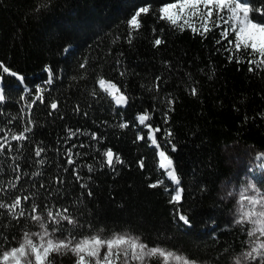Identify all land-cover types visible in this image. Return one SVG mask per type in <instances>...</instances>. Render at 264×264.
Segmentation results:
<instances>
[{
  "label": "trees",
  "instance_id": "16d2710c",
  "mask_svg": "<svg viewBox=\"0 0 264 264\" xmlns=\"http://www.w3.org/2000/svg\"><path fill=\"white\" fill-rule=\"evenodd\" d=\"M175 2L0 0V255L43 225L70 239L127 232L191 260L235 264L251 225L234 220L220 195L230 174L224 147L264 151V66L235 50L227 9L213 12L205 33L161 18ZM240 2L264 23V0ZM145 6L134 31L127 21ZM100 79L127 96L124 107ZM143 114L150 118L141 123ZM109 149L122 163L107 164ZM160 151L173 160L179 185L161 169ZM16 198L21 204L9 209ZM49 212L75 224L55 223Z\"/></svg>",
  "mask_w": 264,
  "mask_h": 264
},
{
  "label": "snow or ice",
  "instance_id": "6c2138e0",
  "mask_svg": "<svg viewBox=\"0 0 264 264\" xmlns=\"http://www.w3.org/2000/svg\"><path fill=\"white\" fill-rule=\"evenodd\" d=\"M227 9L232 13L233 17L239 21L238 29H234L236 34L235 40V50L239 52L241 49L248 50L250 55L257 56L259 59L250 60V65H255L257 68L264 66V23L253 22L250 18L249 13L252 11L250 6L246 3H241L240 0H176L175 3L165 5L160 9L162 13L161 18L167 19L173 25H176L180 19H184V23H188V20L192 17L198 18L202 24L203 32H208L211 29L208 27L210 23H213L212 17L213 12L215 11L217 14L223 12ZM149 7H140L131 18L127 21L129 27L132 30H138L141 27L139 17L141 14H147L149 12ZM240 13H243L241 16ZM183 27V25H180ZM193 31H199V29H193ZM203 34V33H202ZM226 37L228 35L227 32L223 33ZM129 42H131L129 40ZM162 43L160 39L155 40V45L159 46ZM4 71H8V69H3ZM250 71H254L253 68L250 67ZM15 75V73H13ZM101 87L104 88L106 92H108L116 104H126L127 96L123 94L120 88L117 87L114 83H110L104 79H100L99 81ZM107 85V87H105ZM196 89H192V94L195 95ZM4 100V96L0 95V101ZM53 109L57 107V104L53 103L51 105ZM150 117L147 114H143L139 116V120L141 123L147 121ZM121 127H126L127 125H120ZM150 127V125H149ZM159 129H154L153 132H158ZM74 134V133H73ZM170 136L171 133L169 132ZM23 136H14L13 139L20 140L25 139ZM143 139V137H141ZM152 142L155 144V136H152ZM159 147V145H156ZM3 149L0 148V151ZM174 150V149H173ZM43 148H39L36 151V155L39 156L41 152H43ZM107 158V164L109 166L113 165L114 157L115 161L118 163H122L118 156H116L111 149L107 150L105 153ZM160 167L167 169L166 175L170 180L174 181L177 185L180 184V180L176 174L175 167L173 166V160L166 155L164 151L159 152ZM68 163L71 164L73 161L71 159L68 160ZM141 167H143V162H141ZM163 181H158L155 184H151L150 187H157L158 184H162ZM183 192L182 188H178L176 191V195L172 198L173 201H179L181 199V193ZM91 193H89L90 195ZM27 200V197H24ZM251 200L253 205H259L262 209H264V198L257 199L256 197H248ZM21 204V199L16 198L11 205L7 207L9 209H15ZM5 207V205L0 204V208ZM36 211V207H33V212ZM67 212V209H64ZM20 216H23L24 213L21 211L19 213ZM49 217H53L51 212L48 213ZM254 215H259L264 218V210H261L258 214H254L253 212H248L244 214V219L237 221L238 223H244L245 221H250L252 223H256L257 221L253 219ZM57 217L67 221L69 224H75V221L72 217L62 215L60 213L56 214ZM33 219L36 221H40L42 218L40 216H33ZM55 223H59L60 219H56L53 217ZM179 219L183 221L185 224H189V219L180 215ZM261 227L259 231L261 235H264V219L259 221ZM43 227V225H41ZM40 235V234H35ZM50 236L51 234L48 233ZM249 235H255V232H250ZM40 240L44 241L37 245L31 239L28 234H25V242L21 243L19 247H14L10 251H4L2 255H0V264H9V261L14 262V264H21V258H25V264H45L48 255L51 252L60 253L62 251H70L74 256L77 257L76 264H116L121 256L125 258L127 261L130 259L131 261L137 262V264H144L146 258L152 256L162 257L167 264V260L172 253L165 252L162 249L152 247L149 248L148 245L142 243L139 238L132 237L129 235H121L114 234L109 239H103L100 235H93L90 237H86L83 240H80L78 243L73 244L70 239H60L53 240L51 238L45 241L44 236H40ZM30 249V253L28 252ZM106 249L104 251V255L101 258V250ZM264 249V242L259 245V248H254L251 252L247 253L248 257H252L253 253L260 254V250ZM29 256L34 257L33 259L28 258ZM177 260H181L182 264H195V261L189 262L186 258L176 257ZM237 264H240V261H237ZM260 264H264V259H261Z\"/></svg>",
  "mask_w": 264,
  "mask_h": 264
},
{
  "label": "rangeland",
  "instance_id": "374dc122",
  "mask_svg": "<svg viewBox=\"0 0 264 264\" xmlns=\"http://www.w3.org/2000/svg\"><path fill=\"white\" fill-rule=\"evenodd\" d=\"M230 14L233 19L234 28L238 29L239 21L233 17L231 12ZM240 15L242 16L243 13H240ZM179 21L184 22V19L182 18ZM188 23H190L192 27L202 28L201 26L202 22L196 17L190 18L188 20ZM224 153L226 156L227 164L230 168V174L229 177L222 182L220 188V195L223 199L230 201L232 203V212H231L232 217L234 218V220L240 221L244 219L245 213L253 212L254 214H258L261 210H264L259 205H253L251 203V200L248 199V197H256L257 199L264 198V151L257 150L256 148L250 145H244L239 142H234L224 147ZM253 219L256 220L257 222L256 223H252L250 221H245V222H248L251 225L250 232H255V235H250V238L248 240L245 249L242 252H240L237 256H235L234 258L235 264H237L238 260L240 261V264H260L261 259H264V249L260 250V254L254 252L252 257L247 256L248 252H251L254 248H259V245L262 242H264V235H261L259 231V228L261 227L259 221L264 218L260 217L259 215H254ZM37 233L40 235H35ZM48 233H50L51 235L49 236ZM25 234H28V236L31 239H33V241L37 243V245L44 242L40 240V236H44L45 241L49 238L53 240L70 239V238H61L55 236L50 230H47L45 227L41 226L38 230L25 232L19 244L15 247H19L21 243L25 242ZM114 234H121V235L126 234L132 237H137L127 232H118ZM114 234L102 238L109 239ZM86 237H90V236H86ZM86 237L80 239H70V240H72L73 244H75ZM139 240L142 243L146 244L140 238ZM148 247L149 248L156 247L164 250L165 252L172 253V256H170L167 260V264H182V261L177 260L176 257L186 258L185 256H183L182 254L176 251L161 246L148 245ZM11 249L12 248L6 251H10ZM105 250L106 249L101 250L100 253L101 258L103 257ZM28 252L30 253V249H28ZM62 254H66L67 256L73 257L74 258L73 264H76L77 257L74 256L73 253L70 251H66V252L62 251L60 253L51 252L48 255L45 264H56V261H54V259L60 257ZM28 258L34 260V257L29 256ZM186 259L189 262L195 261L188 258ZM9 264H14V262L9 261ZM21 264H25V258H21ZM116 264H137V262L131 261L130 259L126 261L125 258L121 256L119 260L116 262ZM144 264H165V261L162 257L152 256L146 258ZM195 264H210V263L195 261Z\"/></svg>",
  "mask_w": 264,
  "mask_h": 264
},
{
  "label": "water",
  "instance_id": "95a60500",
  "mask_svg": "<svg viewBox=\"0 0 264 264\" xmlns=\"http://www.w3.org/2000/svg\"><path fill=\"white\" fill-rule=\"evenodd\" d=\"M98 84H99V82H98ZM99 86H100V84H99ZM101 87V86H100ZM102 88V87H101ZM103 89V88H102ZM116 104V103H115ZM117 106H120V107H124L126 104H116ZM162 169V168H161ZM163 170V169H162ZM180 201V200H179Z\"/></svg>",
  "mask_w": 264,
  "mask_h": 264
},
{
  "label": "bare ground",
  "instance_id": "6f19581e",
  "mask_svg": "<svg viewBox=\"0 0 264 264\" xmlns=\"http://www.w3.org/2000/svg\"><path fill=\"white\" fill-rule=\"evenodd\" d=\"M105 87H107V85H105ZM103 88V87H102ZM165 172H167V169H164V168H162Z\"/></svg>",
  "mask_w": 264,
  "mask_h": 264
}]
</instances>
